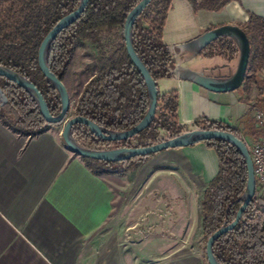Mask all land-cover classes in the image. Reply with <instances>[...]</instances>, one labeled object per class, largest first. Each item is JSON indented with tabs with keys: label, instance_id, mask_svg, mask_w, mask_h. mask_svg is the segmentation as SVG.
<instances>
[{
	"label": "trees",
	"instance_id": "trees-1",
	"mask_svg": "<svg viewBox=\"0 0 264 264\" xmlns=\"http://www.w3.org/2000/svg\"><path fill=\"white\" fill-rule=\"evenodd\" d=\"M80 0H0V65L11 68L31 81L39 90L49 112L61 110L59 94L43 75L38 64V49L48 31L65 15L74 11ZM140 0H88L80 16L62 29L49 44L46 52L49 70L62 82L74 60L77 47L91 42L98 56L85 66L89 76L79 92L74 113L68 118L85 117L112 131H126L138 124L145 115L149 96L144 77L131 60L125 45L123 25L129 11ZM193 12L200 9L216 11L237 0H187ZM171 0H151L133 24L132 45L156 83L172 76L174 61L162 33ZM120 28V40L106 52L100 40L103 31ZM213 27V26H212ZM250 43L247 71L242 85L236 89L246 92L249 85L257 86L262 94L264 79L257 73L264 66V17L248 14L240 26ZM257 40L252 48L250 35ZM237 53L234 42L219 37L208 44L200 55L221 54L230 58ZM2 96L6 98L4 102ZM1 113L11 129L23 136H33L51 125L43 117L35 99L20 85L0 75ZM176 90L157 93L153 119L140 132L118 140L121 147H142L158 138L183 131L179 122ZM194 124L203 129H218L234 133L235 127L221 121L200 117ZM72 134L79 143L110 144L113 141L95 136L87 125L74 124ZM252 134L264 135V128L251 127ZM163 139V138H162ZM135 141L133 144L132 142ZM217 157L216 175L209 181L200 200L202 234L207 239L224 223L230 224L241 205L247 180V164L236 146L220 138L203 141ZM155 154L136 156L121 161H104L80 157L93 173L124 171ZM212 252L221 264H264V206L252 198L237 224L215 239Z\"/></svg>",
	"mask_w": 264,
	"mask_h": 264
},
{
	"label": "crops",
	"instance_id": "crops-1",
	"mask_svg": "<svg viewBox=\"0 0 264 264\" xmlns=\"http://www.w3.org/2000/svg\"><path fill=\"white\" fill-rule=\"evenodd\" d=\"M238 2H231L228 13H219L193 12L187 0H171L162 39L176 8H184L196 18L205 17L203 28L207 29L229 24L222 18L237 15ZM247 8L261 16V0H247ZM185 51H170L174 72L156 81L157 93L177 91V113L183 128L195 127L194 121L200 117L232 124L243 113L234 91L214 93L180 76L184 69L230 76L236 65L227 67L224 61L236 62L238 54L227 58L190 50L191 56H183ZM196 56L220 57L224 64L199 70L191 65ZM4 118L0 103V264L125 263L123 253L132 251L127 237L136 235V182L93 173L67 148L61 135L63 128L51 125L39 134L23 136L15 133ZM171 150L190 156L203 169L206 180L216 175L217 157L204 143ZM133 250L137 251L136 244Z\"/></svg>",
	"mask_w": 264,
	"mask_h": 264
},
{
	"label": "rangeland",
	"instance_id": "rangeland-1",
	"mask_svg": "<svg viewBox=\"0 0 264 264\" xmlns=\"http://www.w3.org/2000/svg\"><path fill=\"white\" fill-rule=\"evenodd\" d=\"M238 1L240 7H237V15H225L222 20L241 26L247 22L251 11L247 8V0ZM231 2L218 9L219 13H228ZM261 16L264 17V0H261ZM199 17L191 16L184 8L174 10L165 27L163 39L170 51L186 50L183 56H191L190 49L187 50L184 44L208 29L203 28L207 19L201 15ZM250 38L252 48H255L257 40L252 34ZM100 40L103 49L108 52L111 46L120 40V28L103 31ZM97 56L98 49L91 42L77 47L63 82L69 98L67 117L61 124L53 125L58 129H62L74 113L79 92L89 76L85 66ZM221 63L223 59L220 57L211 59L196 56L191 61L192 67L199 70L208 66H221ZM224 63L231 67L236 65L237 60L232 63L225 60ZM257 76L264 79V66ZM262 86L264 89V83ZM233 94L237 102L243 105V113L229 125L236 128L239 137L255 136L251 131L252 124L255 127L252 110L263 106L264 99L259 95L257 86L252 83L246 92L235 90ZM195 128L199 127L189 125L184 127L183 131ZM162 138L168 137L163 135L157 140ZM104 174L120 178L122 181L136 182L138 190L136 235L127 237V244L132 245V251L123 253V264H208L205 254L206 241L201 229L200 200L210 179H205L203 169L190 156L182 151L170 149L124 171ZM134 244L136 252L133 250Z\"/></svg>",
	"mask_w": 264,
	"mask_h": 264
},
{
	"label": "water",
	"instance_id": "water-1",
	"mask_svg": "<svg viewBox=\"0 0 264 264\" xmlns=\"http://www.w3.org/2000/svg\"><path fill=\"white\" fill-rule=\"evenodd\" d=\"M87 1L88 0H80L78 7L74 11L62 17L48 31L38 49L39 67L45 78L55 88L60 97L61 110L57 115H52L49 112L45 100L43 99V96L31 81H29L20 73L12 70L11 68L0 65V75L9 78L10 80L16 82L18 85L23 87L35 99L43 117L46 121L50 123H57L64 118L69 108V98L63 82L59 80L48 68L46 59L47 48L52 42V40L62 29L72 24L80 16ZM150 1L151 0H140L129 11L123 25V34L126 50L133 63L142 73L147 86L149 103L145 115L138 124L126 131L108 130L104 127L97 125L96 123L92 122L91 120L85 117L76 116L68 119L65 122L61 135L67 148L74 155L79 157H87L96 160L113 162L131 159L136 156H146L149 154H155L168 149L188 147L198 143H203V141L212 138H220L236 146L237 149L240 150V152L244 156L248 172V180L245 190L243 194L237 199V201H241V205L236 213L235 219L230 224L225 225L224 223L219 229H217L207 239L205 245L207 263L221 264L212 252V245L216 238H218L222 233L233 228L237 224V222L241 218L242 212L245 210V208L253 198L256 185L250 155L244 143L239 138H237L234 133L218 129L195 128L183 131L168 138L157 140L142 147H120L108 150H95L80 145L75 140L71 131L72 126L74 124H84L87 125L91 132H93L98 138L108 141L122 140L127 139L143 130L153 119L156 105L157 86L150 74L148 73L146 67L143 65V63L137 56L132 45L134 21ZM219 37H227L231 39L237 48L238 57L234 72L227 77H218L210 73L198 72L191 69H184V73L180 76V78L188 80L214 93L232 92L242 85L248 66V60L250 55V43L246 33L240 26L236 24H222L215 26L206 30L204 33L195 37L188 43L184 44V47L192 50L195 53H199L208 44H210L212 41L216 40Z\"/></svg>",
	"mask_w": 264,
	"mask_h": 264
},
{
	"label": "built area",
	"instance_id": "built-area-1",
	"mask_svg": "<svg viewBox=\"0 0 264 264\" xmlns=\"http://www.w3.org/2000/svg\"><path fill=\"white\" fill-rule=\"evenodd\" d=\"M261 96L264 99V90ZM2 99L4 102L6 101L4 96H2ZM252 111L255 127L264 128V104L261 107H255ZM239 139L244 143L252 162L253 175L256 181L253 199L257 205L264 206V135L239 137ZM79 144L95 150H108L121 147V143L118 140H114L110 144L102 142L88 145Z\"/></svg>",
	"mask_w": 264,
	"mask_h": 264
},
{
	"label": "flooded vegetation",
	"instance_id": "flooded-vegetation-1",
	"mask_svg": "<svg viewBox=\"0 0 264 264\" xmlns=\"http://www.w3.org/2000/svg\"><path fill=\"white\" fill-rule=\"evenodd\" d=\"M210 28H213V27H209L208 29H210ZM208 29H207V30H208Z\"/></svg>",
	"mask_w": 264,
	"mask_h": 264
}]
</instances>
